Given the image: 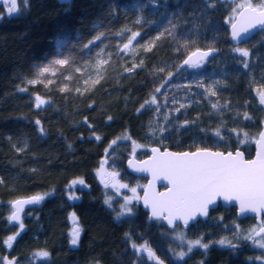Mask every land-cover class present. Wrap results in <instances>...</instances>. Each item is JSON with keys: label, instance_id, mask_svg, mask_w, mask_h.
<instances>
[{"label": "trees", "instance_id": "trees-1", "mask_svg": "<svg viewBox=\"0 0 264 264\" xmlns=\"http://www.w3.org/2000/svg\"><path fill=\"white\" fill-rule=\"evenodd\" d=\"M231 6L228 0H16L10 14L11 0H0V264H264L256 258L263 250L235 239V223L255 224L253 216L238 219L234 207L223 205L211 209L189 236L233 239L235 247L213 243L181 259L169 235L181 225L171 229L151 219L139 200L125 211L99 174L104 166L131 187L144 183L126 159L147 155L150 145L253 154L264 122V30L240 43L247 57L235 51ZM199 47L214 52L199 68L181 66ZM56 53L67 63L54 80L29 83L37 63ZM37 97L45 101L39 107ZM32 194L43 199L11 223V201Z\"/></svg>", "mask_w": 264, "mask_h": 264}, {"label": "snow or ice", "instance_id": "snow-or-ice-1", "mask_svg": "<svg viewBox=\"0 0 264 264\" xmlns=\"http://www.w3.org/2000/svg\"><path fill=\"white\" fill-rule=\"evenodd\" d=\"M21 2L27 4L28 0H21ZM238 7L241 11L237 13L239 19L231 24V38L239 42L249 36L251 30L257 28L264 30V3L255 6L251 0H246V3L238 5ZM16 11V0H11V7H9L8 12L15 14ZM136 35L139 34H135L133 39ZM124 48L127 49L128 45L125 44ZM235 51L244 57L249 55L246 49L237 47ZM209 54V52H194L184 61V64L192 68H199L203 59ZM53 63L64 65L67 60H56ZM244 66L247 67V63ZM49 71H51L50 66H43L39 69V75ZM53 74L55 73L53 72ZM36 82V80L29 81V83ZM156 91L159 92L160 89L158 88ZM212 95H215V93L213 92ZM36 99L37 107L45 103L40 97ZM151 103H156L155 97H153ZM261 103L264 104V92H261ZM213 107H216V105L214 104ZM36 123L39 124L40 122L37 121ZM40 131L43 132V129L41 128ZM216 135H220L219 131L216 132ZM255 142L258 145V150L255 159L251 160L245 159L240 151L235 154L229 152L225 155L221 152L208 150H198L191 153H160L159 149H153L152 159L145 161L144 167L138 170L151 171L153 179L159 176L164 177L171 184V188L166 193L152 192L151 195L146 191L144 202L145 205L151 206L152 217L160 218L164 213H167L164 218L167 219L169 225H173V222L177 219L188 225L190 220H195L197 214L206 216L208 206L213 204L215 202L214 198L218 196H222L226 201H237L241 213L264 211V132L260 133L259 139ZM79 183L82 184L83 181H79ZM121 187H127V185H121ZM151 187L150 184L149 188ZM131 191L135 193L136 189L133 188ZM42 199V196L37 195L14 202L13 206L16 211L13 212L10 219H19L18 213L23 204L38 203ZM127 202L126 198L125 205L121 207L125 211L131 212V209L127 208ZM23 227L21 223L20 228ZM251 232L256 236L264 233V222L261 223L258 231L253 228ZM79 234L80 229L77 226L72 231L71 243L73 245L78 243ZM8 239L12 241L15 237H9ZM245 239H252L259 247L264 248V239L257 241L253 235H249ZM188 243L189 252L192 251V246H200L204 249L209 247L208 244H202L199 239ZM218 243L235 247L231 244V241L226 239H221ZM147 252L148 258L152 259L154 257L152 250L147 249ZM40 255L47 257L48 253L42 252ZM184 255L186 253H180L179 258L182 259ZM9 264H14V262H9ZM158 264H163V261H158Z\"/></svg>", "mask_w": 264, "mask_h": 264}, {"label": "water", "instance_id": "water-1", "mask_svg": "<svg viewBox=\"0 0 264 264\" xmlns=\"http://www.w3.org/2000/svg\"><path fill=\"white\" fill-rule=\"evenodd\" d=\"M241 11V9H239V11L237 13H239ZM239 19L238 15L236 14L235 17L233 18V20L231 21L230 25H229V38L231 40V42L233 44H240L242 42H245V41H248L256 32H258L259 30H261L260 28H257L255 30H251V33L249 36H246L245 39L243 41H236V40H233L231 38V32H232V28H231V24L236 22L237 20ZM209 52L210 54L207 56V57H210L213 52H214V49L213 48H202V47H199V48H196L194 50H192L191 52H189L186 57L182 60V62L180 63L181 66H184V61L186 59H188L189 56L192 55V53L194 52ZM207 57H205L204 59H206ZM195 59V58H194ZM203 59V60H204ZM261 132H264V122L262 124V127L255 139L258 140L259 139V135ZM254 141V154L247 158L246 157V154L244 152V150L242 148H236V149H229V150H222V149H213V148H209V147H198V148H195V149H185V150H176V149H172L170 147H161L159 145H150L148 146L147 150H148V154L145 155V156H142V157H138L136 156L134 153L130 154V156L126 159V167L127 169L132 172L133 174L135 175H140V176H144L146 177V181H145V185L144 187L142 188V191H141V195H140V198H139V203L140 205L142 206V208L144 210H146L148 212V215L151 219H162L164 224L168 227V228H174L177 224H180L182 227H188L191 223L197 221L198 219H206L209 214H210V211L212 208H215L218 206V204H221L223 206H226V207H230L231 205H235L236 206V214H237V217L239 218H242V217H247V216H253L255 218V221L259 224V227L261 225L262 222H264V211H260V212H257V213H251V212H247V213H241L240 211V207H239V203L235 200L233 201H226L224 200V198L222 196H218V197H215L214 200L215 202L213 204H210L208 206V214L205 216V215H200V214H197L195 220H190L188 225H185L183 223L182 220H175L173 222V225H169L168 222H167V219H165L164 217L167 216V213H164L160 218H155V217H152V209H151V206L150 205H145V202H144V196H145V193L146 191L149 193V195H151L152 192H155V193H166L169 188H171V184L168 182L167 179H165L164 177L162 176H159L157 177L156 179H153V175H152V172L151 171H139L138 169L140 168H143L144 167V162L145 161H150L153 157V149H159V152L160 153H164V152H170V153H184V152H196L198 150H208V151H211V152H221V153H224L225 155L229 152L235 154L237 151H240L243 153L244 155V158L247 159V160H251V159H255L256 157V153H257V150H258V145L257 143ZM131 162V163H130ZM152 185L151 188H149V185ZM34 196H37L36 194H32V195H25V196H19L15 199H13L11 201V207H12V211L10 212V215H9V220L11 223H19L21 220H22V216L24 215V213L26 212V210L31 207L32 205L36 204V203H31V204H23L21 206V210L19 211L18 215H19V219L18 220H11L10 217L11 215L13 214V212L16 211V208L13 206L14 205V202L18 201V200H24V199H29L31 197H34ZM78 225L77 224H74L73 226V229L75 227H77ZM259 230V229H258Z\"/></svg>", "mask_w": 264, "mask_h": 264}, {"label": "rangeland", "instance_id": "rangeland-1", "mask_svg": "<svg viewBox=\"0 0 264 264\" xmlns=\"http://www.w3.org/2000/svg\"><path fill=\"white\" fill-rule=\"evenodd\" d=\"M4 1L8 2V0H4ZM228 1H230L231 5H232L231 6L232 7L231 19H233L235 17V15L237 14V12L239 11L238 5L246 3V0H228ZM251 2L254 5L259 6L261 3L264 2V0H251ZM234 9H235V11H233ZM237 47L244 49V47L240 44L237 45L236 48ZM56 60H64V59L60 53H56L52 56L47 57L43 61L38 62L36 65V76H35L34 80L43 81V82H46L48 84L51 83V81L54 80V78H55V74H56L57 68L59 66V64L53 63ZM43 66H50L51 71L45 72L43 75H39V69ZM53 72L55 74H53ZM136 148H137V146H136ZM99 173H100V178L103 181V183L106 184L107 186H110L112 188L113 192H115L118 197H121L125 203H126V198H127V200H128L127 208H129V206H130L129 204H131L132 201L139 200L140 195H141V190L144 187L145 182L139 183L136 187H131L127 183L120 180V176H119L118 172L109 170L104 166L100 167ZM121 185H127V187H121ZM133 188L136 189L135 193H133L131 191V189H133ZM140 188H141V190H140ZM133 197H135V198H133ZM248 227L249 228L247 230L244 229L245 227H240V226L237 227V229L235 230V239L240 243L245 242L246 244H249L250 247H255L257 249L264 251V248L259 247L256 243H254V241L252 239H245V237H248L249 235H253L255 240H257V241L264 239V233H261L259 236H256L254 233L251 232V230L253 228L257 229V231H258L259 224L256 222L255 224L248 225ZM242 229L245 230V233L241 232ZM188 234L189 235L191 234V230L187 232L183 228H178V227L173 229L169 234L172 241H174V244L177 247V252H176L177 257H179L180 253H186V255H188L190 253L188 251V248H189L188 242L189 241H196L197 239H199V238H195V237H191V236H189L190 237L189 238ZM232 241H233V239H232ZM201 243L202 244H208V245L210 244L208 242H202V241H201ZM198 247H200V246H192V251ZM186 255H184V257ZM256 258L260 259V260H264V254L262 256H257Z\"/></svg>", "mask_w": 264, "mask_h": 264}, {"label": "flooded vegetation", "instance_id": "flooded-vegetation-1", "mask_svg": "<svg viewBox=\"0 0 264 264\" xmlns=\"http://www.w3.org/2000/svg\"><path fill=\"white\" fill-rule=\"evenodd\" d=\"M263 3H264V2H263ZM255 6H258V5H255ZM239 9H240V8H239ZM237 11H238V10H237ZM253 154H254V151H253ZM253 154H252V155H253ZM252 155H250V156H247V155H246V157L249 158V157H251ZM99 174H100V173H99ZM218 205H221V204H218ZM225 207H226V206H225ZM230 207H234V208H235V213H236V206H235V205H231ZM212 209H213V208H212ZM210 213H211V211H210ZM236 216H237V214H236ZM209 217H210V214H209V216H208L206 219H208ZM214 218H219V217H215V216H214ZM237 218H238V219H241V218H239V217H237ZM242 218H245V217H242ZM263 219H264V218H263ZM198 220H200V219H198ZM198 220L195 221V222H193V223H191V224H190L188 227H186V228H185V227H182V226H181V227H182L185 231H187V232L190 231V230H195V228H197L198 225H195V226H193V225H194L195 223L197 224ZM202 220H204V219H202ZM219 220H220V218H219ZM235 224H238L237 227H239V226L241 225V224L239 225V223H235ZM235 224H234V226H235ZM177 225H178V224H177ZM177 225H176V226H177ZM176 226H175V227H176ZM175 227H174V228H175ZM237 227H235V228H237ZM240 227H241V226H240ZM248 228H249V227L246 226L244 229L247 230ZM171 229H172V228H171ZM244 229H242L241 232L245 233V230H244ZM188 237H189V234H188ZM189 238H190V237H189ZM195 238H199V236H198V237H195ZM199 239H200V238H199ZM200 240L203 242L202 238H201ZM218 241H219V240L209 241V242H208V243H210V244H209V247H210L211 244H213V243H218ZM209 247H208V248H209Z\"/></svg>", "mask_w": 264, "mask_h": 264}]
</instances>
